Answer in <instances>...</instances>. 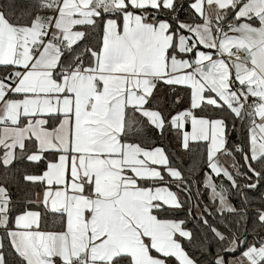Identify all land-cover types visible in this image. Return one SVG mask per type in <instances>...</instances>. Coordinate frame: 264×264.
Segmentation results:
<instances>
[{
    "label": "snow or ice",
    "instance_id": "1",
    "mask_svg": "<svg viewBox=\"0 0 264 264\" xmlns=\"http://www.w3.org/2000/svg\"><path fill=\"white\" fill-rule=\"evenodd\" d=\"M0 264H264V0H0Z\"/></svg>",
    "mask_w": 264,
    "mask_h": 264
}]
</instances>
